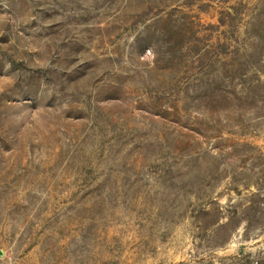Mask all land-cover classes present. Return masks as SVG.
<instances>
[{
  "label": "rangeland",
  "instance_id": "374dc122",
  "mask_svg": "<svg viewBox=\"0 0 264 264\" xmlns=\"http://www.w3.org/2000/svg\"><path fill=\"white\" fill-rule=\"evenodd\" d=\"M0 264H264V0H0Z\"/></svg>",
  "mask_w": 264,
  "mask_h": 264
}]
</instances>
